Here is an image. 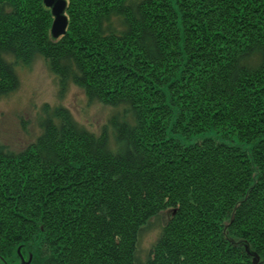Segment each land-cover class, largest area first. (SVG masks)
Wrapping results in <instances>:
<instances>
[{"label": "trees", "instance_id": "16d2710c", "mask_svg": "<svg viewBox=\"0 0 264 264\" xmlns=\"http://www.w3.org/2000/svg\"><path fill=\"white\" fill-rule=\"evenodd\" d=\"M66 2L54 39L42 0H0V96L39 56L109 113L91 132L47 103L34 141L0 145V264L18 247L34 264L263 257L264 0Z\"/></svg>", "mask_w": 264, "mask_h": 264}, {"label": "rangeland", "instance_id": "374dc122", "mask_svg": "<svg viewBox=\"0 0 264 264\" xmlns=\"http://www.w3.org/2000/svg\"><path fill=\"white\" fill-rule=\"evenodd\" d=\"M16 72L18 86L14 91L0 96V145L5 150L17 153L38 137L42 129L39 120L44 115L42 110L47 103L50 106H64L77 123L91 132L99 130L109 113V108L102 103H89L84 91L73 83L61 89L55 74L39 56L29 66L17 65ZM211 136L221 138L218 132L211 129L193 135L190 139H180L189 143ZM164 219V216L152 219L142 231L138 245L140 258L148 252ZM258 263L264 264V256L259 258Z\"/></svg>", "mask_w": 264, "mask_h": 264}, {"label": "water", "instance_id": "95a60500", "mask_svg": "<svg viewBox=\"0 0 264 264\" xmlns=\"http://www.w3.org/2000/svg\"><path fill=\"white\" fill-rule=\"evenodd\" d=\"M44 5L50 8L51 16H53V20L51 23L50 34L51 37L58 38L61 35L66 33L68 16L66 15V0H42ZM20 250V247L17 248V251ZM253 254L252 262L253 264H259V256L255 253ZM29 261H27L28 263Z\"/></svg>", "mask_w": 264, "mask_h": 264}, {"label": "flooded vegetation", "instance_id": "af4514ba", "mask_svg": "<svg viewBox=\"0 0 264 264\" xmlns=\"http://www.w3.org/2000/svg\"><path fill=\"white\" fill-rule=\"evenodd\" d=\"M16 256H17V259L12 264H34L32 262V254L29 252L25 253L21 249L19 251L16 250ZM27 261L29 262L27 263Z\"/></svg>", "mask_w": 264, "mask_h": 264}]
</instances>
